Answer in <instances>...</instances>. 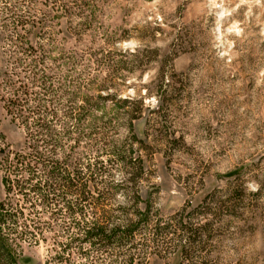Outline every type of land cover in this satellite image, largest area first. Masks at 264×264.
<instances>
[{"label": "rangeland", "instance_id": "374dc122", "mask_svg": "<svg viewBox=\"0 0 264 264\" xmlns=\"http://www.w3.org/2000/svg\"><path fill=\"white\" fill-rule=\"evenodd\" d=\"M15 32L46 51L54 87L63 78L74 102H98L82 136L69 120L71 136L60 137L69 171L86 182L82 223L118 221L119 207L135 220L147 203L159 219L125 244L64 248L67 215L50 206L51 231L20 241L19 264H264V0H0V78L17 82V60L32 65L43 51H18ZM107 94L142 101L136 139L129 106ZM2 105L0 149L19 150L25 133ZM115 151L140 161L139 174ZM97 159L110 179L91 178ZM16 199L36 221V207Z\"/></svg>", "mask_w": 264, "mask_h": 264}, {"label": "trees", "instance_id": "16d2710c", "mask_svg": "<svg viewBox=\"0 0 264 264\" xmlns=\"http://www.w3.org/2000/svg\"><path fill=\"white\" fill-rule=\"evenodd\" d=\"M17 27L18 25H15V29ZM15 40L18 44L15 43L14 47L20 52L36 51V55L40 50L43 52L41 57H36V62L32 65H23L17 60L25 74L17 82L12 81L3 72L0 78V88L4 91L0 96L2 108L25 133L23 147L19 150L0 149V170L3 173L1 180L7 196L5 200H0V264H19L16 248L19 247L20 241L38 242L46 231H51L56 218L48 215L46 220L43 219V214L50 206L57 207L59 212L67 215L68 220L63 226L64 232L68 234L64 248L73 243L85 242L104 247L125 244L130 241L133 233L145 226L152 217L156 222L159 220L155 213L151 214L149 203L145 205L144 210L134 209L135 220L127 217L124 207H119L122 219L116 221L113 216L100 214L94 223L84 225L81 219V201L88 194L86 182L79 178L78 172L69 171V154L62 150L60 143L61 136L69 139L73 132L70 130L69 120L76 122L74 129L78 136L83 135V123L89 119V113L98 108V102L89 95L81 97L80 104L74 102L73 93L69 92L63 78L57 80L58 87L51 84V78L43 66L46 51L40 46L35 50L29 45L27 35L15 32ZM62 55L64 54L60 56ZM31 87H39L41 91H33ZM105 97H111L116 105L129 106L124 111L129 122L128 131L131 132L132 138L136 139L131 123L141 115L142 101L117 99L116 94H107ZM133 104L135 110L131 108ZM57 123L61 133L54 129ZM113 156L115 160L117 158L118 161L121 160L134 168L135 175L139 174L140 161L129 152L127 155H121L115 151ZM101 162V159H97L87 167L91 178L103 175L110 179L112 175L108 171L104 174ZM130 180L133 181L134 177ZM71 194H74V200L68 197ZM17 195L33 209L36 207V221L26 218L24 207L16 199ZM33 196L36 198V204L32 201ZM135 196L132 205L137 207L140 196L137 192ZM93 204L96 207L99 205L97 198H93ZM175 224L181 230L186 229L180 218Z\"/></svg>", "mask_w": 264, "mask_h": 264}]
</instances>
